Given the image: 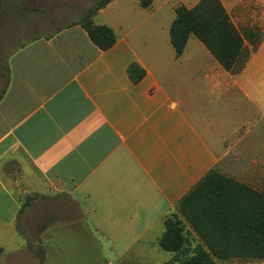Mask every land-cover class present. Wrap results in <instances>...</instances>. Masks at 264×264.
<instances>
[{"label":"crops","instance_id":"1","mask_svg":"<svg viewBox=\"0 0 264 264\" xmlns=\"http://www.w3.org/2000/svg\"><path fill=\"white\" fill-rule=\"evenodd\" d=\"M174 1H161L171 18L159 43L136 32L153 18L125 24L105 16L94 23L117 36L107 51L71 25L10 54L0 101V247L7 234L24 248L21 227L32 225L43 264L76 252L83 258L72 260H132L136 250L158 245L166 218L219 168L223 137L244 119L234 124L230 74L200 41L191 37L176 58ZM178 1L189 7L199 0ZM228 1L221 0L229 13ZM154 5L138 0L137 9L154 13ZM134 63L145 71L138 84L128 73ZM14 168L25 172L23 196L8 184Z\"/></svg>","mask_w":264,"mask_h":264},{"label":"rangeland","instance_id":"2","mask_svg":"<svg viewBox=\"0 0 264 264\" xmlns=\"http://www.w3.org/2000/svg\"><path fill=\"white\" fill-rule=\"evenodd\" d=\"M101 1L103 0H0V69L14 50L34 39L51 37L62 28L79 23L89 9ZM116 1H119L118 5H113L111 9L100 15H98L99 11L93 17V21L105 22V16H108L119 23L127 24L146 17L153 18L154 21L148 24L137 25L136 32L148 35L150 44L164 40L165 27L170 21L171 11L161 8L162 0H154V13L153 11L139 13L138 0ZM181 4L187 7L178 0L174 1V19L175 8ZM228 4L232 5L229 9L230 16L244 37V55L247 58L238 73L228 71L231 84L229 96L233 100L229 102L228 108L230 107L231 110L233 106L234 110L238 109L236 112L238 120H234V124L240 121L241 117L244 119V124L235 130H232V127L228 130V135L223 137V147L227 151L223 152L220 166L216 170L264 194V5L256 0H242L238 3L236 0H229ZM148 8H152V2ZM193 38L198 40L196 37ZM190 46L193 50L198 48L193 43ZM197 57L198 55L196 60ZM213 60L214 64L221 65L214 57ZM199 63L202 64L198 60ZM4 83L5 81L0 78V92ZM231 124L233 125V122ZM14 171L15 174L10 176L8 184L15 194L23 196L20 186L25 172L21 169V172L17 173L15 168ZM21 229L28 232L25 235L27 240L20 234L26 240V246L15 247L18 239L13 241L9 239L10 235L6 234L3 246L5 254L0 259V264H43L42 252H39L44 250L43 244L36 246L35 242L38 238L32 225ZM186 235L194 236L189 229ZM28 239L31 240L32 249L28 245ZM197 243L198 240L193 246ZM172 257L171 253L155 245L147 250H136L132 260H72L83 258L76 252L65 255L66 260L59 262L61 261L60 264H162ZM217 264H264V260H217Z\"/></svg>","mask_w":264,"mask_h":264},{"label":"trees","instance_id":"3","mask_svg":"<svg viewBox=\"0 0 264 264\" xmlns=\"http://www.w3.org/2000/svg\"><path fill=\"white\" fill-rule=\"evenodd\" d=\"M110 1L103 0L94 5L79 23L74 24L81 26L90 41L101 51L111 49L117 41L112 28L96 25L93 21V17ZM151 2L141 0L140 4L148 8ZM175 14L169 36L176 58L183 55L189 39L196 37L225 70L231 73L240 71L247 59L244 55V37L221 0H200L192 8L181 4L176 6ZM128 73L134 84H138L145 76V71L135 63L129 67ZM0 78L5 81L0 92L1 101L10 82L7 58L0 69ZM30 201L31 198H27L25 205ZM178 209L179 214H173L164 221L165 232L158 240L159 247L173 255L172 259L162 264H217V260L229 259L264 260L262 192L213 169L182 198ZM188 229L193 232V237L186 235ZM20 234L23 235L21 231ZM197 240L198 243L193 246ZM28 241L30 247L32 243ZM3 253L4 249L0 247V257ZM41 258L43 260V256Z\"/></svg>","mask_w":264,"mask_h":264}]
</instances>
